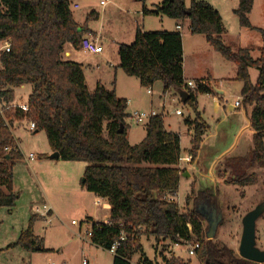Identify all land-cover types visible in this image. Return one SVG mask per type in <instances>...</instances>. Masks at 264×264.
Listing matches in <instances>:
<instances>
[{
	"label": "trees",
	"instance_id": "16d2710c",
	"mask_svg": "<svg viewBox=\"0 0 264 264\" xmlns=\"http://www.w3.org/2000/svg\"><path fill=\"white\" fill-rule=\"evenodd\" d=\"M253 4L254 0H239L234 14L242 28L252 27L249 15ZM143 14L189 21L192 35L204 36L215 52L235 65V79L243 84L239 106L251 108L253 148L247 158L222 157L216 165L264 168V46L259 49L258 59L252 58L250 49L235 51L229 47L223 38L221 14L205 1L191 0L186 7L184 0H163L154 10L143 6ZM91 17L99 16L92 13ZM85 31V27L75 22L69 0H0V49L5 42L11 44L9 52L0 51V103L13 105L15 88L32 87L27 113L16 108L6 109L4 117L0 115V208L14 207L19 198L13 188L12 168L23 156L12 129L16 123L27 120L36 126L33 134L45 133L51 151L57 152L60 160L87 164L82 187L110 205L109 224L88 220L89 239L106 251L120 243L113 264H131L136 254L140 255L137 264H156L146 257L142 236L175 244L196 242L199 247L194 255L200 264H257L208 239L206 216L198 208L209 201L213 211L220 213L210 191L188 196L187 204L193 202V208L185 213L171 201L178 193L184 173L179 168L181 140L179 135L165 130L163 117H152L145 127L143 141L130 145L126 134L128 100L118 98L114 90L102 86L91 91L82 65L65 58L66 47L78 49ZM118 56L120 69L128 77L138 79L142 87L161 82L163 94L188 91L183 77L180 33L145 32L138 27L134 42L120 45ZM252 68L259 72L255 84L249 74ZM188 94L186 104L196 110L197 96L214 92L207 85ZM121 125L124 132L119 134ZM207 129L208 125L201 124L194 128L189 152L192 161L198 156ZM6 148L11 151L6 152ZM254 182L255 174L243 173L238 178L230 177L228 183ZM34 220L35 216L15 246L33 251L39 246L33 234ZM122 233L125 240L121 242ZM161 258L163 264H186L175 257L167 259L161 254Z\"/></svg>",
	"mask_w": 264,
	"mask_h": 264
},
{
	"label": "rangeland",
	"instance_id": "374dc122",
	"mask_svg": "<svg viewBox=\"0 0 264 264\" xmlns=\"http://www.w3.org/2000/svg\"><path fill=\"white\" fill-rule=\"evenodd\" d=\"M162 1L70 0L74 20L97 34L103 53L88 54L79 48V51L68 50L72 52L73 60L84 66L91 91H94L98 80L107 89H112L115 83L116 95L128 100L126 134L130 145L143 141L148 123L139 124L131 118L135 112L146 115L156 112L163 117L166 130L180 136L179 168L184 173L173 202L185 213L193 208V202L187 204L188 196L210 191L220 213L212 212L214 206L211 202L201 203L198 209L206 216L205 226L210 229L213 221L214 241L238 254L243 218L264 203V168L246 166L239 169L216 165L222 157L247 158L253 148L249 119L243 107L234 108L237 101H242L240 93L243 86L235 79V65L211 49L204 36L184 37L186 76L191 78L192 75L210 73L215 80L213 84L223 90L220 104L213 101L212 94L198 95V111L209 129L203 137L197 160L191 162L187 157L191 156L194 128L196 124H207L189 104L182 103L178 92L172 90L163 94L161 82L144 88L138 79L128 77L119 67V46L131 45L138 27L146 31H162L177 23L183 27L179 32L185 35L187 27L184 26L189 27L187 20L144 15L146 22H143V6L154 10ZM198 1L208 2L220 11L225 27L223 38L229 47L235 51L250 49L252 58H259V49L264 46V0H254L249 15L250 29L242 28L234 14L239 0ZM184 2L189 7L191 0ZM75 4L78 8H74ZM92 13L98 14V19L89 18ZM249 74L251 83L255 84L258 70L252 68ZM148 89L152 90L151 95ZM31 92L30 85L15 88L14 104L27 103ZM178 110L181 116L177 115ZM189 118L192 128L185 124ZM12 132L23 158L14 162L12 168L14 192L19 194V198L14 207L0 208V264H113V252L92 245L87 234L91 228L88 218L103 219L105 213L101 211L102 206L98 205L101 202H97L95 195L82 187L87 164L60 159L57 163L50 161L52 153L44 132L30 133L25 125L18 123ZM108 134L106 130L104 136ZM29 154H33L34 159L29 160ZM243 173L255 174L256 182L245 185L228 183L230 177L238 178ZM44 206L52 210V214L45 218L41 216ZM34 216L33 234L39 243L38 250L15 246ZM218 218L221 219L219 223ZM141 244L146 257L154 263L162 264L161 254H164L166 258H179L186 264H200L195 255H189L193 242L175 244L171 240L158 241L155 237L142 236ZM256 246L264 251V212L256 221ZM139 258V254L134 255L133 264H137Z\"/></svg>",
	"mask_w": 264,
	"mask_h": 264
},
{
	"label": "crops",
	"instance_id": "0c3cea01",
	"mask_svg": "<svg viewBox=\"0 0 264 264\" xmlns=\"http://www.w3.org/2000/svg\"><path fill=\"white\" fill-rule=\"evenodd\" d=\"M69 2H70V0H69ZM70 6H71V2H70ZM74 8H78V5L77 4H75L74 5ZM216 9V8H215ZM219 13H220V11L218 10V9H216ZM72 11V10H71ZM73 14V13H72ZM142 14H143V12H142ZM221 14V13H220ZM222 16V15H221ZM145 16H144V14H143V22L146 20V18H144ZM223 19V18H222ZM75 22L79 25V23L75 20ZM146 22V21H145ZM185 27H187V30H186V33H185V35H182V33L181 32H179L180 30H182L183 29V27L182 26H180V25H178L177 23H174L173 24V27H169V29H164L165 31H171V32H177V33H180L181 34V36H182V42H183V77H184V80L186 81V82H188V81H199V80H201V81H208L207 83H208V85H210V87L213 89V92H214V94H212L213 95V101L215 102V103H219L221 100H223V98H222V95H223V90H221V89H219V88H217L214 84H213V82H215V80H214V78L212 77V75L210 74V73H205L204 75H192V77L191 78H189V77H187L186 76V73H185V48H184V44H185V38L188 36V37H192V36H194V35H192L191 34V32H190V27H188V26H184V28ZM168 28V27H167ZM143 31H145V32H148V31H146L145 29H143ZM86 33H85V35H84V37L85 36H87V37H91V38H93V39H95L98 43H99V37L97 36V34L96 33H94V32H92L91 30H89L88 28H86V31H85ZM135 33H136V31H135ZM134 33V34H135ZM186 36V37H185ZM197 36H201V35H197ZM185 37V38H184ZM202 37V36H201ZM209 45V44H208ZM209 47H210V45H209ZM68 48L69 49H72V51H79L78 49H76V48H74L73 46H71V45H69V46H67L66 47V53H65V58L66 59H68V60H70V61H74L73 60V54H72V52L70 51V50H68ZM211 48V47H210ZM74 49V50H73ZM212 49V48H211ZM219 54V53H218ZM259 55H260V53H259ZM75 62V61H74ZM77 63V62H76ZM80 64V63H79ZM82 65V64H81ZM82 67H83V69H84V66L82 65ZM234 71H235V69H234ZM84 74H85V79H86V83H87V85H88V82H87V76H86V71H85V69H84ZM235 76H236V73H235ZM234 78V77H233ZM236 78V77H235ZM97 86H102V87H104L105 89H107L105 86H104V84L102 83V81L101 80H98L97 81V83H96V86H95V88L97 87ZM88 88L90 89V87H89V85H88ZM95 90V89H94ZM107 90H114L115 91V93H116V89H115V83L113 84V86H112V89H107ZM242 90V89H241ZM171 91H169V92H167V93H170ZM153 93V92H152ZM215 94L217 95V96H215ZM207 95H211V94H207ZM240 95H241V93H240ZM118 97V96H117ZM118 98H120V97H118ZM242 98V97H241ZM129 104V103H128ZM220 104V103H219ZM198 105H199V102H198V96H197V99H196V110H195V113H196V115L197 114H199V116H200V119H202L205 123H206V121L203 119V117H202V114L198 111ZM241 106H235L234 105V108L235 109H238V108H240ZM244 109V112H245V114H246V117L248 118V119H250V112H251V108H243ZM182 114H180V116H181ZM187 121V120H186ZM186 121H185V124H186ZM188 121H190V123H188V124H186V125H189L191 128H192V126H191V119L189 118L188 119ZM207 124V123H206ZM208 125V124H207ZM164 128H165V123H164ZM248 128L249 129H251V131L253 132V134H254V131L252 130V128L250 127V120L248 121ZM208 129H209V126H208ZM208 129L206 130V132H205V134L207 133V131H208ZM165 130H166V128H165ZM193 130V129H192ZM167 132H171V133H174V132H172V131H168V130H166ZM252 132H250V134L252 135ZM174 134H177V133H174ZM205 134H204V136H205ZM178 135V134H177ZM203 136V137H204ZM51 153L53 154V152L51 151ZM30 155V154H29ZM29 157V156H28ZM190 156H188L187 158H189ZM27 159V158H26ZM32 159H34V158H29V160H32ZM49 159H51L50 161H52L53 160V162L54 163H57V161H59V159L58 160H56V159H52V158H49ZM197 160V159H196ZM14 188V187H13ZM96 200H97V202L99 201V202H101V204H98L99 206L101 205L102 206V209H101V211H103V212H105L104 213V215L102 216V218L103 219H96V218H88V220H92L93 222H107L108 220H109V210H110V205L105 201V200H103V199H100V198H97L96 197ZM53 209V208H52ZM51 214H52V210H51ZM92 244V243H91ZM93 245V244H92ZM164 255V254H163ZM165 256V255H164ZM166 257V256H165ZM140 259V258H139ZM167 259H169V258H167ZM137 262H139V260L137 261ZM133 263V262H132ZM156 264H158V263H156ZM162 264H163V259H162Z\"/></svg>",
	"mask_w": 264,
	"mask_h": 264
},
{
	"label": "built area",
	"instance_id": "2783aa9c",
	"mask_svg": "<svg viewBox=\"0 0 264 264\" xmlns=\"http://www.w3.org/2000/svg\"><path fill=\"white\" fill-rule=\"evenodd\" d=\"M101 4H103V3H101ZM10 47H11V44L9 42H5L1 46L0 51L9 52L10 51ZM78 48H79V50H81V51H83L85 53H88V54H101V53H103V46L100 45L95 39H93L91 37L90 38H88V37H85L84 38L83 37L82 40L80 41V44H79ZM186 85H187L188 91H193V90H196L197 88H199L200 86H202V87L207 86L208 83L206 81H199V82H197V81H188L186 83ZM188 91H186V92L188 93ZM147 92H148L149 95L152 94V90L151 89H148ZM239 103L240 102L237 101L236 102V106H239ZM16 108L22 110L24 113H27L29 111V108H28V104L27 103H23V104H20V105L13 104V105H9V106L1 105V103H0V115L2 117H4V112L6 111V109L7 110L8 109H13L14 110ZM176 113H177V115H180L181 114V111L178 110ZM158 115L159 114H157L154 111H151L147 115L146 114H141V113L135 112L133 115H131V118H133L137 123L143 124L145 121H149L152 117H155V116H158ZM20 124L25 125L26 128H27V130H28V132H30V133H33L35 131V129H36L35 124L33 122H29L27 120H24L23 122L18 123V125H20ZM15 127H16V124H15V126L13 128H15ZM5 150H6V152H10L11 151L10 148H6ZM18 150H19V147H18ZM34 157L35 156L33 154H30L29 155V158L30 159L31 158H34ZM187 160L191 162L192 161L191 156L189 158H187ZM174 198L171 199V201H173ZM50 214H51V208L50 207H47V206H44L43 207V212L41 213V216L45 218L46 215L49 216ZM104 223L105 224H109V221L104 222ZM87 234H88V236L91 235L89 232ZM124 240H125V235L122 233L121 234L120 241L122 242ZM193 243H194V245H193L192 248H190L189 255H194L195 254V250L199 247V245L196 244V242H193ZM119 245H120V243L119 242H116L112 246L110 252H113V254L115 255L117 249L119 248ZM84 263H85V261H84ZM131 264H133V263L131 262Z\"/></svg>",
	"mask_w": 264,
	"mask_h": 264
},
{
	"label": "water",
	"instance_id": "95a60500",
	"mask_svg": "<svg viewBox=\"0 0 264 264\" xmlns=\"http://www.w3.org/2000/svg\"><path fill=\"white\" fill-rule=\"evenodd\" d=\"M178 95L182 103L186 104L189 99V94L186 91H179ZM124 132V127L121 125L119 134ZM50 158L58 160L60 155L56 152L53 153ZM187 176V174H184ZM84 181V180H83ZM216 213V211H213ZM264 212V203L258 205L254 210L250 211L242 220V235L239 244L238 255L240 258L257 263L264 264V251H261L256 246V221L260 215ZM220 216V215H219ZM221 219L218 218V223ZM208 239L213 240V221L209 229ZM38 250V248H36Z\"/></svg>",
	"mask_w": 264,
	"mask_h": 264
}]
</instances>
